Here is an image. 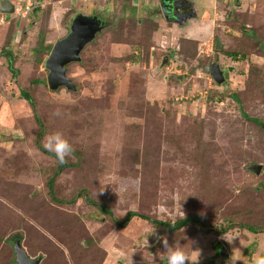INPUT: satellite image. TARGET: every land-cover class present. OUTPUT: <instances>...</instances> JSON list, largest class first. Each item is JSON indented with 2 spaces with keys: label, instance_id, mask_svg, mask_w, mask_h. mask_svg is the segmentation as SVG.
Instances as JSON below:
<instances>
[{
  "label": "rangeland",
  "instance_id": "rangeland-1",
  "mask_svg": "<svg viewBox=\"0 0 264 264\" xmlns=\"http://www.w3.org/2000/svg\"><path fill=\"white\" fill-rule=\"evenodd\" d=\"M10 1L18 14L0 11V264H16L17 235L39 264H167L159 237L190 260L198 249L187 264H251L264 254V233L234 227L264 225V132L244 116L264 118V0H230L226 19L221 0H211L217 7L197 8L185 29L151 14L157 0ZM100 6L109 25L66 67L77 88L51 90L45 60L53 44L76 13ZM207 58L230 66L222 84L203 71ZM22 89L44 125L43 148L60 132L75 151L67 161L77 165L55 180L57 196L86 188L117 217L197 214L228 231L163 233L137 217L118 228L82 199H51L56 161L35 145ZM252 163L261 164L257 174Z\"/></svg>",
  "mask_w": 264,
  "mask_h": 264
},
{
  "label": "trees",
  "instance_id": "trees-1",
  "mask_svg": "<svg viewBox=\"0 0 264 264\" xmlns=\"http://www.w3.org/2000/svg\"><path fill=\"white\" fill-rule=\"evenodd\" d=\"M226 53L228 55H231L232 57H236V55H237L235 52H226ZM242 56H244V55H242ZM10 65H11V60L9 59L10 70H12V72L15 73L16 71L13 68H11ZM67 66H68V64L65 66V69ZM71 82L74 84V88L68 89V90L75 91V89L77 88V85L72 80H71ZM20 94L29 103V105L31 106V108L34 112V117H35L34 119L37 123V128H38L37 136H35V141H34L35 145L39 149H41L42 151L46 152L47 154L52 155L56 161L57 166H55V168H53V170L51 171L50 175L48 176V179L46 182L47 193L49 194L51 199L58 201L61 204H73L77 199H82L87 204H89V205L93 206L95 209H97L101 214L110 218L112 223L118 228L126 227L128 225V223L133 218L137 217L139 219H142L143 221H146L148 224H150L151 226L156 228L158 230V232H163V233H174V232H178V231H181L183 229H188V228H191V229L195 230L196 232H207V231L213 230V232H215L216 234H220V235L224 234L228 231V229H229L228 226L217 227L215 225H211L208 222H206L205 220H203L197 214H190L187 216L178 217L174 221H166V220L163 221V220L157 219L156 217H151V216L145 215L143 213L131 210V211H127L124 215L117 217V215L105 203L95 200L86 188L77 189L69 197H63V196H60L59 194H58L59 196H57L56 191H55V187H54V183H55L56 178L60 175V173L65 168L74 167L77 165V163H75V162L71 163V162L67 161V157H66V162L64 164H60L58 162V160L56 159V156L53 152H49V151L45 150V148H43V145L41 144V140H42L43 135L45 133L44 132V125L42 123V120L40 119V117L37 114V110L35 108V101L29 95L28 91L25 89H22L20 91ZM236 99H238L237 96H236ZM244 116L247 120L252 121L256 125L257 128L261 129L264 132V118L250 117L246 114H244ZM235 226L244 227L253 233H264V225L254 226V225H249V224L248 225L247 224H240V225L238 224V225H234V227ZM230 228H233V226ZM13 240H19V242H21L19 239V235H17L16 238H14ZM13 243H14V241H13Z\"/></svg>",
  "mask_w": 264,
  "mask_h": 264
},
{
  "label": "water",
  "instance_id": "water-1",
  "mask_svg": "<svg viewBox=\"0 0 264 264\" xmlns=\"http://www.w3.org/2000/svg\"><path fill=\"white\" fill-rule=\"evenodd\" d=\"M6 2L10 5L9 9L3 8ZM9 2V0L3 1L0 9L2 13L10 14L14 11L12 4ZM175 18L182 23L183 20L178 18L177 15ZM108 25V20L102 19L94 14L88 15L80 12L72 17L68 33L53 44L45 60V68L48 71L46 80L51 90H56L59 87H65L67 89L74 88V84L66 74L65 66L71 62L79 61L84 47L94 41L96 35ZM166 61L167 56H164L161 60V65ZM212 77L218 83L224 79L221 71L218 70L212 74ZM249 169L257 174L261 169V164L252 163ZM13 253L16 264H39L41 259L40 256H28L26 251L21 248L19 240H14Z\"/></svg>",
  "mask_w": 264,
  "mask_h": 264
},
{
  "label": "flooded vegetation",
  "instance_id": "flooded-vegetation-1",
  "mask_svg": "<svg viewBox=\"0 0 264 264\" xmlns=\"http://www.w3.org/2000/svg\"><path fill=\"white\" fill-rule=\"evenodd\" d=\"M4 0H0V9L2 7V3ZM10 1V0H9ZM216 2H218V0H216ZM236 2V0L233 1V4ZM12 4V7L14 8V11L10 14L8 13H1L2 15L6 16L7 14L10 16L13 15H17L18 14V9L17 6L13 4V2H9ZM29 5L32 6L31 1L29 0ZM218 3H220V5L222 6V10L224 12V17L223 18H227L229 14H231L230 10L227 8L228 4L230 3V0H221ZM212 5L213 3H211V0H157V7L155 9H153L151 12V14H155L156 15H161L162 19L168 23V24H173L175 25L177 28L179 29H185L189 26V22L191 20H197L198 14L196 9L199 7H204V9L202 10V12H205L206 14H210V6L208 5ZM28 5V6H29ZM219 5V7H220ZM27 6V7H28ZM10 5L8 4V2H6L3 5V8L9 9ZM101 9L96 10L95 12H91L90 14H94L97 15L98 17L102 18V19H106V20H110V18L108 17H101L99 15V13L104 10L107 9V6H100ZM213 7H217V5L213 4ZM209 8V9H208ZM20 9V8H19ZM29 9V7H28ZM112 10V8H109ZM155 10V11H154ZM99 11V12H97ZM117 11V10H116ZM113 12V10L110 12ZM84 14V12H81ZM194 14H196L194 16ZM177 15L178 18H180L182 21V23H180V20H177L175 18V16ZM9 16V17H10ZM7 53V52H5ZM227 56H229L230 58H233L231 55H228L226 53ZM231 60V59H230ZM230 66H223L219 60H215V59H210L207 58L206 61L203 63L202 65V69L203 71L210 76V78L213 80L212 74L215 73L217 70L221 71V74L223 76V81L218 83L215 80H213L216 84H222L225 79H226V71L229 70ZM218 73V72H217Z\"/></svg>",
  "mask_w": 264,
  "mask_h": 264
},
{
  "label": "clouds",
  "instance_id": "clouds-1",
  "mask_svg": "<svg viewBox=\"0 0 264 264\" xmlns=\"http://www.w3.org/2000/svg\"><path fill=\"white\" fill-rule=\"evenodd\" d=\"M44 148L49 152H53L60 164H64L66 162V157L70 156L74 152L73 146L60 132H53L49 134L47 141L44 144ZM149 234H155V229L144 236L143 244L145 247H147L149 244L147 239ZM234 237L236 236H232L231 238L224 237V239L231 243ZM159 239L161 240L164 250L166 251L167 264H187V262L197 261L199 257L198 249L191 248L195 252L197 258L190 260L188 253H186L182 247L179 245H170L167 238L165 237H159ZM237 260H240L239 257H237L235 260H232L231 264H235ZM251 264H264V254H257L255 257H253Z\"/></svg>",
  "mask_w": 264,
  "mask_h": 264
},
{
  "label": "crops",
  "instance_id": "crops-1",
  "mask_svg": "<svg viewBox=\"0 0 264 264\" xmlns=\"http://www.w3.org/2000/svg\"><path fill=\"white\" fill-rule=\"evenodd\" d=\"M234 5H236V6H239L240 5V2H239V0H236V2L234 3ZM129 6V5H128ZM128 8V11L129 12H133V14H135V10H133V7L132 6H129V7H127ZM204 8V7H203Z\"/></svg>",
  "mask_w": 264,
  "mask_h": 264
},
{
  "label": "built area",
  "instance_id": "built-area-1",
  "mask_svg": "<svg viewBox=\"0 0 264 264\" xmlns=\"http://www.w3.org/2000/svg\"><path fill=\"white\" fill-rule=\"evenodd\" d=\"M28 2H29V1H28ZM28 2H27V3H28ZM27 3H26V7L28 6ZM29 4H30V3H29Z\"/></svg>",
  "mask_w": 264,
  "mask_h": 264
}]
</instances>
